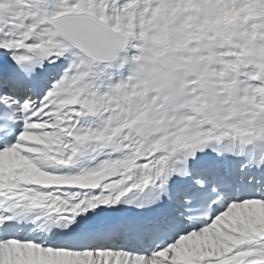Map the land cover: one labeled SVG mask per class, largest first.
Instances as JSON below:
<instances>
[{
	"label": "snow or ice",
	"instance_id": "obj_1",
	"mask_svg": "<svg viewBox=\"0 0 264 264\" xmlns=\"http://www.w3.org/2000/svg\"><path fill=\"white\" fill-rule=\"evenodd\" d=\"M0 264H264V0H0Z\"/></svg>",
	"mask_w": 264,
	"mask_h": 264
}]
</instances>
